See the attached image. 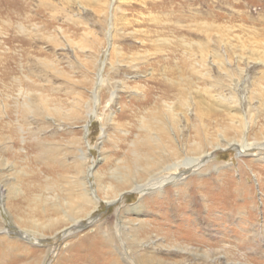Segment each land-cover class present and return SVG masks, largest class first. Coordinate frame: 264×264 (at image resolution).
Listing matches in <instances>:
<instances>
[{
	"label": "rangeland",
	"instance_id": "374dc122",
	"mask_svg": "<svg viewBox=\"0 0 264 264\" xmlns=\"http://www.w3.org/2000/svg\"><path fill=\"white\" fill-rule=\"evenodd\" d=\"M159 119L205 157L109 199ZM263 139L264 0H0V264H264Z\"/></svg>",
	"mask_w": 264,
	"mask_h": 264
},
{
	"label": "bare ground",
	"instance_id": "6f19581e",
	"mask_svg": "<svg viewBox=\"0 0 264 264\" xmlns=\"http://www.w3.org/2000/svg\"><path fill=\"white\" fill-rule=\"evenodd\" d=\"M44 66H46V64ZM26 79L30 80L29 77L27 78V76ZM37 95L38 97H36V100L33 101V98L31 100L30 94L28 92L25 93V96H23L26 99L23 103L25 105H23L25 109H28L29 111L33 108L34 110L32 111L36 113H41L46 109L49 110L47 106V99L40 93H37ZM56 109L58 108L54 107L52 110ZM196 115L197 119H200L201 113L199 111ZM231 129L233 133L237 135H242L244 132L243 125H232ZM204 135L205 133L203 130H200L197 134V136L201 138H203ZM144 141L147 143V149L145 151L140 148L131 150L132 158L130 161L128 160V162H125L124 160H120L122 170L118 175H116V177H114L118 185H108L106 183L100 186L99 183H97V178H95L98 189L101 190L103 194L109 199L117 197L124 189L130 188L141 192L149 189H157L164 182H170L173 175H175L177 171H183L184 169L199 165L206 154V150H203L204 139H202L196 148L193 147V152L196 155L193 154V157L187 156L184 158H179L181 152L178 148V145H176L174 138L171 136L169 125L160 119L158 123H155L154 121L152 122L150 134L146 136V140ZM244 141L242 139L237 140L236 145H238L240 148H247L249 146L251 147V144H246ZM132 145H134V143H132ZM262 145H264L263 142ZM52 152L54 151L52 150ZM172 159H175V161L172 163L169 162L170 160L172 161ZM141 166L143 167L141 168ZM85 173L86 171L84 170V172L81 173L82 175L80 178L73 181V183L79 187L77 191V200H79V202H83L86 206L89 205L90 207L92 204L95 206L97 202L96 199L91 197L88 190L83 188V185H85ZM92 174L94 177L97 176V173ZM136 179H141L142 183L138 184ZM68 211L71 213V210L68 209ZM69 216H71V214ZM138 230L139 227H132V229H129V231L123 229V239L125 240L126 238L128 242L130 240L131 242L137 243ZM102 239L106 244H111L113 241V238L109 236V234H104ZM136 257L137 259L135 260H138L144 264L145 258L139 257L137 254Z\"/></svg>",
	"mask_w": 264,
	"mask_h": 264
}]
</instances>
